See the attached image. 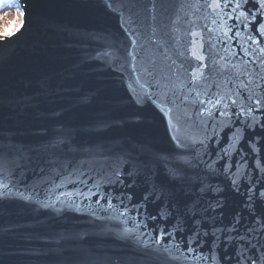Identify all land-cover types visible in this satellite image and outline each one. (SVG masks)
Listing matches in <instances>:
<instances>
[{
    "label": "water",
    "instance_id": "water-1",
    "mask_svg": "<svg viewBox=\"0 0 264 264\" xmlns=\"http://www.w3.org/2000/svg\"><path fill=\"white\" fill-rule=\"evenodd\" d=\"M21 1L25 26L0 43V184L8 186L0 187V264H237L245 246L259 264L264 128L243 129L247 155L225 172L217 154L243 125L200 115L180 65L191 59L187 33L202 31L207 68L199 88L239 92L238 105L251 103L241 99L249 94L242 85L264 95L256 76L264 66L223 51L220 21L203 0ZM205 136L206 148L193 144ZM237 146L228 148L233 165ZM116 171L122 183H109ZM94 183L112 194V208L89 195ZM140 203L145 216L171 213L148 225H178L176 241L192 234L194 221L235 231L216 233V261L196 258L210 255L211 236L193 244L194 253L167 240L145 247L146 237L137 239L142 217L121 215Z\"/></svg>",
    "mask_w": 264,
    "mask_h": 264
},
{
    "label": "snow or ice",
    "instance_id": "snow-or-ice-1",
    "mask_svg": "<svg viewBox=\"0 0 264 264\" xmlns=\"http://www.w3.org/2000/svg\"><path fill=\"white\" fill-rule=\"evenodd\" d=\"M3 2H5V6H8L6 0H3ZM203 3L207 8L212 10L220 21L218 30L222 32L223 39L219 42L223 46V51L228 56L240 57L244 63H256L259 61V64L264 66V0H203ZM18 15L25 16V13L18 12ZM212 23L216 24L217 21L213 20ZM22 25L23 21L17 25V28L13 30V33L18 31ZM13 33H6L5 36H10ZM187 36L190 37L187 50L191 59L188 61V68H184L183 64L180 65V68L188 75L189 84L191 85L190 91L195 93V96L201 105L200 115L203 116L206 114L212 117L218 113L219 117L226 118V123L223 124V127L231 128V125L237 122L243 125V127H237L234 131H231L228 143V148L232 147L233 142L238 144L233 151L240 155V160L235 161V165H233L228 148H222L220 150L222 155L219 153L217 154L218 159L225 162L223 164L224 171L228 172L233 166L239 167L240 161L244 160L247 155V153H245V148L239 145V142L244 140L243 129L254 128L256 126L264 128V124L261 123V120H264V95L255 93L254 89L248 88L247 85H242L249 94L247 97H241V99H246L251 103L238 105L237 100L233 99L232 96H239V92L229 94L231 90H228V93L220 92L210 95L207 90H201L199 88V82L205 79L204 70L207 68V64L205 63L207 56L204 49L203 33L202 31L192 30L187 33ZM180 55L183 56L184 53L181 52ZM221 59L225 60V64L221 65V67H226L228 61L225 57H221ZM233 67H235V65H233ZM256 76L261 80H264V76H260L258 72L256 73ZM259 86L260 85L258 84L256 85V87ZM146 95H148V93H146ZM201 96H203L204 99H199ZM233 108H236L237 110L233 111ZM160 110L161 112H164L163 108ZM233 117H235V120ZM214 135L218 134L214 133ZM206 139H209V137L205 136L204 139L193 141V144L199 143L202 147L206 148L207 146L204 143V140ZM246 144L248 145L250 152H259V149L256 148L251 139H248ZM208 167L211 168L212 165H208ZM122 175L123 173L121 171L114 172L115 180L109 181V183H122L120 179ZM232 183L233 186L236 185L235 180H233ZM0 187L7 188L8 186L6 184H0ZM94 187H96L97 190L93 192L89 189V195L97 197L95 203L100 204L101 200H105L107 202V207L112 208V194L109 192H102L99 184L94 183ZM79 195L84 196L85 194L81 192ZM260 196L264 197V191L260 192ZM147 198L148 197L145 196L144 200H147ZM116 199H120V197H116ZM127 199L131 201L130 196L127 197ZM121 203H123V200H121ZM144 208V203L133 204L131 209L125 206V210L121 215L123 216L130 211H136L137 214L142 217L141 224L145 231L140 232L137 239L139 240L141 236L146 237V239L142 241L145 247H149L151 244L163 245L167 240V243L171 244L177 250H180L181 243H183L185 245V250L188 253H194L197 249L192 247V245L195 244L198 248L205 243L204 237L211 236L213 239L210 246V255L205 256L203 253H200L196 258L200 260L211 259L216 261V255L211 252V248L216 246V240L218 239L216 233L219 231H235L234 228L213 230L202 229L200 222L194 221L195 228L192 230V234L187 238H182L181 241H176L175 234L179 230L178 225H173L171 230H167L165 227L156 223H153L151 228H149L148 225V221H157L158 216L162 220H167V217L171 215V213L167 212L166 209H162L157 215L145 216L142 211ZM238 222L239 221L237 220V223ZM125 231L132 233L137 231V229H126ZM248 231L253 232L255 229H249ZM153 233H155V236H153ZM226 239L234 238L226 237ZM239 239L246 240L247 237L240 236ZM173 241L176 242L173 243ZM251 247L254 249L256 246L252 245ZM262 247H264V245H262ZM164 250L167 252L169 251V248L164 247ZM246 250H248L246 246L243 248H237V264H245V262H247V264H258L257 258L244 255ZM259 264H264V253L259 257Z\"/></svg>",
    "mask_w": 264,
    "mask_h": 264
},
{
    "label": "bare ground",
    "instance_id": "bare-ground-1",
    "mask_svg": "<svg viewBox=\"0 0 264 264\" xmlns=\"http://www.w3.org/2000/svg\"><path fill=\"white\" fill-rule=\"evenodd\" d=\"M8 6H5V2L0 0V43L2 40L8 37L15 36L20 33L25 26L26 9L23 7L21 0H6ZM18 12H24L25 16H19ZM23 21V25L18 31L13 33V30L17 28V25ZM6 33H13L10 36H5Z\"/></svg>",
    "mask_w": 264,
    "mask_h": 264
}]
</instances>
